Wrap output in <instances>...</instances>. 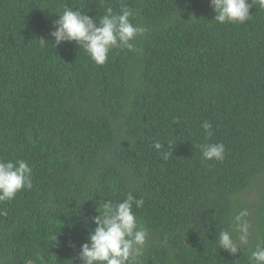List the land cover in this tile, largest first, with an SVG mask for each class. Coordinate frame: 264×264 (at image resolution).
<instances>
[{
  "label": "trees",
  "instance_id": "16d2710c",
  "mask_svg": "<svg viewBox=\"0 0 264 264\" xmlns=\"http://www.w3.org/2000/svg\"><path fill=\"white\" fill-rule=\"evenodd\" d=\"M123 3L148 32L100 66L56 45L53 22L121 0H0V159L26 160L33 179L0 202V264H82L91 218L129 192L144 200L139 264H249L264 241V9L221 24L209 0ZM210 142L223 161L204 160ZM242 208L250 236L233 255L217 240Z\"/></svg>",
  "mask_w": 264,
  "mask_h": 264
},
{
  "label": "clouds",
  "instance_id": "9594fccd",
  "mask_svg": "<svg viewBox=\"0 0 264 264\" xmlns=\"http://www.w3.org/2000/svg\"><path fill=\"white\" fill-rule=\"evenodd\" d=\"M218 23H244L251 19L249 9L258 4L264 9V0H209ZM137 12L121 0L119 12L111 6L104 10L99 19L90 17L79 8L66 7L53 22L50 36L56 45L62 42H75L87 53L96 65H104L112 49L136 51L133 41L148 32L141 24H133ZM43 42H47L45 39ZM205 137L213 135L212 124L204 121L201 125ZM169 142L168 147L172 148ZM153 147L161 150L164 145L155 141ZM205 161H223L225 146L221 142H210L199 145ZM171 152H164L168 159ZM33 187L32 166L26 160L16 161L0 159V202L10 201L16 194ZM143 198H135L129 192L122 201H103L98 215L93 216L95 227L88 233L86 241L80 245L78 257L82 264H139L143 255L148 232L137 220L133 206L141 208ZM248 210L240 209L232 218L229 227L221 229L218 235L219 249L235 255L241 251V245L248 244L250 224L247 220ZM87 221V217H84ZM238 233L233 239V233ZM71 246V245H70ZM249 264H264V241L255 245L249 255Z\"/></svg>",
  "mask_w": 264,
  "mask_h": 264
}]
</instances>
